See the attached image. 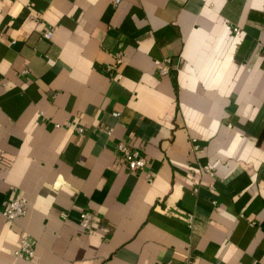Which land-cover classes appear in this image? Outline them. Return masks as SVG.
<instances>
[{"label":"crops","instance_id":"obj_1","mask_svg":"<svg viewBox=\"0 0 264 264\" xmlns=\"http://www.w3.org/2000/svg\"><path fill=\"white\" fill-rule=\"evenodd\" d=\"M0 33V264H264V0H0Z\"/></svg>","mask_w":264,"mask_h":264},{"label":"built area","instance_id":"obj_2","mask_svg":"<svg viewBox=\"0 0 264 264\" xmlns=\"http://www.w3.org/2000/svg\"><path fill=\"white\" fill-rule=\"evenodd\" d=\"M235 34L240 35V30L235 29ZM53 31L52 30H47L43 34V37L47 40H50L52 38ZM2 33H0V40L2 39ZM118 62H121V55L119 54L118 56ZM169 69L163 70V74H168ZM114 117L119 118L120 113L114 112L112 114ZM68 127H73L74 123L71 121L67 123ZM56 127H60V125H56ZM75 130L79 134L85 133V129L82 126H76ZM105 132L108 135H112V129H107ZM194 151H198L199 146L197 144V141L194 140ZM116 151L119 155V157L126 163L129 171L131 173H136L139 171H144L149 169V161L144 153V150L136 145H134L131 142L127 141H120L117 146H116ZM204 171L210 173L211 168L209 166H206L203 168ZM145 177L147 179H150L152 177V172L147 171L145 174ZM3 218L10 222L14 223L18 221L19 219L25 217L27 214L26 206L24 202L21 199H13L9 202H7L4 206V209L1 212ZM192 219H190V222ZM95 222V215L90 212V211H83L79 215V225L80 227L85 230V231H92L93 226ZM15 255L17 257H23L27 256L29 258H34L35 257V249L33 244L31 243L29 239V235H24L20 241V247L19 249L15 252Z\"/></svg>","mask_w":264,"mask_h":264}]
</instances>
